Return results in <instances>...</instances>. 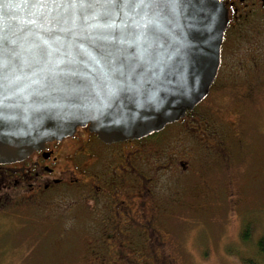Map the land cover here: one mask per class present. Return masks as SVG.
<instances>
[{
  "label": "water",
  "instance_id": "1",
  "mask_svg": "<svg viewBox=\"0 0 264 264\" xmlns=\"http://www.w3.org/2000/svg\"><path fill=\"white\" fill-rule=\"evenodd\" d=\"M220 0H0V165L89 127L141 139L210 94Z\"/></svg>",
  "mask_w": 264,
  "mask_h": 264
},
{
  "label": "flooded vegetation",
  "instance_id": "2",
  "mask_svg": "<svg viewBox=\"0 0 264 264\" xmlns=\"http://www.w3.org/2000/svg\"><path fill=\"white\" fill-rule=\"evenodd\" d=\"M220 1L229 27L218 77L200 106L141 139L108 144L89 128H78L23 161L0 165V220L20 218L34 231L42 224L58 231L65 218L81 211L90 235L88 253L78 263L92 264L98 256L105 264H179L171 223L206 211L222 189L230 208L240 200L233 172L238 155L215 115L219 97L232 89L231 80L238 88L251 76L237 101L255 107L258 89L264 90V0ZM242 53L245 63L236 62ZM233 134L242 137L241 130ZM215 166L223 170L217 186L209 183ZM202 236L209 241L206 230L196 239Z\"/></svg>",
  "mask_w": 264,
  "mask_h": 264
},
{
  "label": "rangeland",
  "instance_id": "3",
  "mask_svg": "<svg viewBox=\"0 0 264 264\" xmlns=\"http://www.w3.org/2000/svg\"><path fill=\"white\" fill-rule=\"evenodd\" d=\"M244 58L243 53L235 56L236 62L245 63ZM253 78L243 79L238 88L232 86L235 81L231 80L227 86L232 89L227 90L226 97H219L215 106L221 132L228 136L238 155L233 172L240 200L233 210L222 189V195L218 191L217 202H210L206 211L187 217L183 214L181 222L171 223L176 232L175 256L179 264H264L257 247L259 239L264 237V90L258 89L255 107L237 101L244 93L245 84ZM221 104L222 111L218 109ZM240 130L242 137L236 139L233 132ZM210 171L213 175L209 183L217 186L223 170L215 166ZM74 214L65 218V226L58 231L54 230L57 227L52 229L44 224L34 231L30 222L20 218L0 220V264H81L76 260H82L79 256L88 253L89 218L78 211L73 219ZM247 225L251 227L248 243L241 239ZM199 230H206L210 243L206 236L196 239ZM226 245L228 249H224ZM91 261L106 263L98 256Z\"/></svg>",
  "mask_w": 264,
  "mask_h": 264
},
{
  "label": "trees",
  "instance_id": "4",
  "mask_svg": "<svg viewBox=\"0 0 264 264\" xmlns=\"http://www.w3.org/2000/svg\"><path fill=\"white\" fill-rule=\"evenodd\" d=\"M250 231H251V227L247 225L241 234L242 241H246L247 243L250 241V238H251ZM257 247H258L259 254L262 257H264V237L259 239Z\"/></svg>",
  "mask_w": 264,
  "mask_h": 264
},
{
  "label": "bare ground",
  "instance_id": "5",
  "mask_svg": "<svg viewBox=\"0 0 264 264\" xmlns=\"http://www.w3.org/2000/svg\"><path fill=\"white\" fill-rule=\"evenodd\" d=\"M43 146H44V145H43ZM41 148H42V147H41ZM31 154H32V153H31ZM31 154H30V155H31Z\"/></svg>",
  "mask_w": 264,
  "mask_h": 264
}]
</instances>
